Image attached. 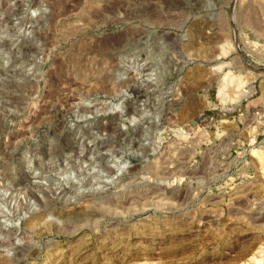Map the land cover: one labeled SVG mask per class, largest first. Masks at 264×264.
I'll use <instances>...</instances> for the list:
<instances>
[{"label":"rangeland","instance_id":"obj_1","mask_svg":"<svg viewBox=\"0 0 264 264\" xmlns=\"http://www.w3.org/2000/svg\"><path fill=\"white\" fill-rule=\"evenodd\" d=\"M263 150L264 0H0V264L264 261Z\"/></svg>","mask_w":264,"mask_h":264},{"label":"bare ground","instance_id":"obj_2","mask_svg":"<svg viewBox=\"0 0 264 264\" xmlns=\"http://www.w3.org/2000/svg\"><path fill=\"white\" fill-rule=\"evenodd\" d=\"M138 65V64H137ZM160 66V65H159ZM153 67V66H152ZM163 69V68H162ZM153 72H151V73H148V74H150V75H153V76H150V81H153V82H155V83H160V80H159V78L157 77V73H158V70L156 69V68H153V70H152ZM147 80H149V79H147ZM147 80H145V81H147ZM161 87V86H160ZM161 90V89H160ZM245 92H246V90H245ZM244 92V93H245ZM242 93V92H241ZM241 93H240V95H241ZM156 96V95H155ZM161 96V95H160ZM157 97V96H156ZM160 98V97H159ZM118 105H120V101L118 102V103H114L111 107L114 109L115 107H118ZM121 108V107H120ZM147 111V112H146ZM146 112V113H145ZM143 113H145V114H149V110H145L144 109V111H143ZM142 114V113H141ZM156 117L158 116L157 114H154ZM154 117V116H153ZM138 117L137 116H135V115H132V116H130L129 117V119H130V121L132 122V121H134V120H136ZM158 118V117H157ZM158 130H161L162 128H161V126L159 127V128H157ZM157 139H158V137H157ZM253 151L255 152V154H259V152H261V150L260 149H258V148H254L253 149ZM264 151V150H263ZM120 168V166H117V169H119ZM122 169V168H121ZM263 262L264 261H262L261 259H259V258H254L253 257V264H263Z\"/></svg>","mask_w":264,"mask_h":264},{"label":"water","instance_id":"obj_3","mask_svg":"<svg viewBox=\"0 0 264 264\" xmlns=\"http://www.w3.org/2000/svg\"><path fill=\"white\" fill-rule=\"evenodd\" d=\"M31 15H33V12H31ZM147 81H149V80H147ZM83 107H86V106H83ZM119 108H120V105H118V107H115L113 110H109V111H116V110H118L119 111ZM75 114H76V116L77 117H79V118H82V117H87V116H89V115H91L92 113H90V112H87V111H85V112H81L80 113V111H78L77 109H75ZM140 118H143V115H140L136 120H134V121H130V119L128 118V121H129V123L133 126V127H136V125H137V123H138V121H139V119ZM154 121L156 120H158V118L156 117V116H154L153 118H152ZM159 123V122H158ZM159 125H161V123L159 124ZM142 127H143V130H148L149 128H148V126H146V125H142Z\"/></svg>","mask_w":264,"mask_h":264}]
</instances>
